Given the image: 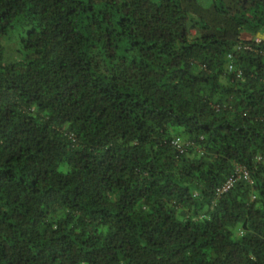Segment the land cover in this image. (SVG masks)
<instances>
[{"label": "trees", "instance_id": "trees-1", "mask_svg": "<svg viewBox=\"0 0 264 264\" xmlns=\"http://www.w3.org/2000/svg\"><path fill=\"white\" fill-rule=\"evenodd\" d=\"M262 36L264 0H0V264H264Z\"/></svg>", "mask_w": 264, "mask_h": 264}, {"label": "built area", "instance_id": "built-area-1", "mask_svg": "<svg viewBox=\"0 0 264 264\" xmlns=\"http://www.w3.org/2000/svg\"><path fill=\"white\" fill-rule=\"evenodd\" d=\"M262 41H264V36L262 37H256L255 38V42L256 43H261ZM180 148V146H179ZM244 176L245 179H249V174L246 170H244L243 168H237V171L234 175L231 176V178L223 185V187H221L220 189H218V196H222L223 194L227 193L228 191H230L236 184V182L242 177Z\"/></svg>", "mask_w": 264, "mask_h": 264}]
</instances>
